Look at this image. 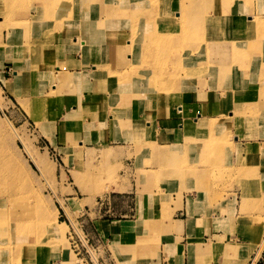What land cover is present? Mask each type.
<instances>
[{
	"label": "crops",
	"instance_id": "0c3cea01",
	"mask_svg": "<svg viewBox=\"0 0 264 264\" xmlns=\"http://www.w3.org/2000/svg\"><path fill=\"white\" fill-rule=\"evenodd\" d=\"M247 3L250 2L243 1L238 8L243 11ZM252 3L256 11L263 9L264 0ZM37 15L35 12V17H31L34 26L40 28L34 39L48 36L47 46L38 47L39 60L35 61L39 72L23 61L6 58L10 54L6 48L0 53L13 64L7 68L12 71V78L7 79L5 71H0V89L20 103L46 100V108L40 115L41 130L50 146L64 154L68 162H72L73 155L84 158L90 149L112 148L119 153L117 162L123 167L120 175L126 178L117 183L124 190L113 185L108 195L97 200V206L86 208L81 216L92 223L93 239L99 249L98 264H256L264 251L258 257L261 239L246 232L253 230L252 222L239 213L243 199H264L263 63L257 58L249 65L228 61L232 68L228 81L219 82L218 77L206 75L193 82L192 89L179 83L177 94H185L184 103L176 96L165 101L158 91L146 92L143 68L135 74L131 92H126L123 99H115L116 112H97V103L87 105L90 96L97 92V84L127 70L107 33L96 30V42L91 48L89 40L82 38L90 35L92 24L98 26V19L104 16L96 13L69 23L47 19L46 28H42L43 21ZM233 15L226 16L232 26ZM70 27H78L79 31ZM8 34V31L2 34V43H8ZM12 49L23 48L19 45ZM42 61L54 65L50 67ZM49 70L56 76L64 74L66 86L47 81L40 84L39 75ZM52 88L59 89L53 93ZM173 92L176 94V88ZM104 95L112 97L109 92ZM179 105L183 113L178 111ZM238 107L244 113L238 116L241 118L238 122L245 125L242 130L235 120ZM227 119L232 122L226 123ZM227 126L233 129V145L212 143V138L226 136ZM256 141L260 142L258 146ZM247 142L257 149V159L244 152ZM162 150L180 155L186 163L179 176L173 177L168 164L155 158ZM77 163L78 167L83 165ZM229 170L235 171L234 189L228 191L217 208H209L207 182L214 181L213 174ZM69 240L67 236L69 249L77 258ZM257 241L259 244H255ZM64 242L66 239L47 244L41 251L35 245L14 248L0 264H90L86 257L69 258Z\"/></svg>",
	"mask_w": 264,
	"mask_h": 264
},
{
	"label": "rangeland",
	"instance_id": "374dc122",
	"mask_svg": "<svg viewBox=\"0 0 264 264\" xmlns=\"http://www.w3.org/2000/svg\"><path fill=\"white\" fill-rule=\"evenodd\" d=\"M243 1L250 3L245 4L242 11V8L238 7H242ZM252 1L198 0V6L194 7L198 12L188 13L192 9L190 0H67L68 13L73 14L70 21L76 22L78 17H93L96 13L104 16L98 19L97 27L92 24L89 29L90 35L87 36L90 44L88 47L91 48L92 43L96 42L97 31L107 33V36L112 37V47L128 70L121 74H113L112 79L118 83L115 91L108 87L110 85L108 81L112 80H106L108 91L105 92H109L114 101L112 97L105 98V95L98 97V92H96L90 96L87 105L99 103L97 112L100 110L116 112L118 105L115 99H123L126 97V92H131L130 89L135 87L134 76L137 72L139 74L143 68L145 69L144 80L148 85L147 87L144 83L146 92L158 91L161 99L165 101L176 96L181 98L183 103L185 94H177L180 91L177 85L184 83L192 89L193 82L206 75L214 79L218 77L219 82L230 80L232 68L225 62L227 59L234 65H249L251 60L256 61L257 58L263 63L261 77L264 78V6L258 12L253 8ZM97 3H99L98 8L94 9ZM4 5L10 9L6 16L0 14V18L5 21V25L0 24V52H4L7 48L10 54L5 55L6 58L15 60L16 54L12 47L19 46V36L23 44L27 45L26 47L29 46L37 52L40 45L42 48L47 46L48 36H44L42 40L34 39V33L40 30L34 26V19L31 18L35 17L33 16L35 12L43 21L41 27L46 28L47 25L43 18L44 14L38 12L39 6H43L40 1L7 0ZM62 6V4L53 5L55 8ZM49 8V6L45 7L46 11ZM185 10L187 13L184 12ZM12 11H14L13 16ZM238 12H241V15ZM232 13L234 15L231 20L234 26L230 25L231 21L226 20V16ZM235 16H238L237 19L234 18ZM130 18L132 21L138 19L132 26L133 30L130 28ZM6 25L13 29L10 30L5 27ZM70 29L79 31L78 27H70ZM6 31L9 33L8 42L10 37L12 39L10 44L2 43V34ZM133 35L141 37L140 40L134 42ZM244 36L247 39L242 38ZM82 42L85 43V41ZM81 45L84 46L82 43ZM16 52L21 53V51ZM139 52L145 55L141 66L137 64ZM129 53L133 54L132 58L127 57ZM259 53L261 55L258 56ZM3 57L1 55L0 59ZM43 63H48L50 67L54 65L46 61ZM9 67H13L12 62L3 59L0 63V71H5L7 79L12 78V71L7 70ZM100 72L98 74H101ZM51 80L46 76L40 84L46 81L52 83ZM56 82L61 85L62 80L57 78ZM1 86L3 87L2 83ZM174 88H176V94L173 92ZM0 92L3 99L0 106L1 263L14 248L20 249L35 245L38 251H41L45 245L58 242L51 239V230L54 228L47 230L43 228L45 220L42 214L46 212L50 218L56 215L58 223H64L61 229L65 233L66 242L63 246L69 258L70 256L74 259L86 257L90 264H98L99 249L96 240L93 239L92 223L89 218L81 216L86 208L93 209L97 206V200L108 195L113 185L118 188L117 182L126 178L120 175L123 167L117 162L119 153L112 148L102 151L90 149L84 157V163H82L83 156L76 155H73L71 163L68 162L64 154L50 146V141L41 130L42 117L40 115H43L46 108V100H36L40 102L39 105H43L37 113L40 118L37 122L32 118L34 112L30 102L21 101L20 103L5 89L3 92L0 89ZM193 92L199 95L198 92ZM239 107L235 120L237 128L242 130L245 125L238 122L241 120L238 116L241 117L244 113L239 112ZM178 108H180L179 112H184L181 105ZM225 122L231 123L232 121L227 119ZM248 125L247 122V127ZM232 135L233 129L227 126L226 136L221 139L212 138L211 142L232 146ZM248 143L244 152L248 157L257 159L255 158L257 149L252 146L249 148ZM26 148L40 159L39 165L34 162ZM157 157L161 158V163L168 164L167 169L173 177L179 176L184 171L186 163L182 161L180 155L163 151L155 158ZM77 162L83 165L78 167ZM240 171L243 170L240 169ZM139 174L140 172H138V177ZM213 176H215L212 177L214 181L207 182L210 188H208L210 191H208V196L211 197L208 199L209 208L213 206L217 208L224 196L229 193L228 191L234 189L235 171L219 172L218 175L213 174ZM118 190L122 191L124 188L120 187ZM240 205L239 216L246 217L252 222L253 230L251 232L246 230V232L255 234L257 238L260 237L261 246L264 240V199H243ZM67 236L77 258L69 249ZM150 242L155 243L156 240ZM255 244H259V241ZM263 250L264 248L259 250L258 257ZM16 259L17 255L13 263H16ZM256 264H264V251Z\"/></svg>",
	"mask_w": 264,
	"mask_h": 264
},
{
	"label": "bare ground",
	"instance_id": "6f19581e",
	"mask_svg": "<svg viewBox=\"0 0 264 264\" xmlns=\"http://www.w3.org/2000/svg\"><path fill=\"white\" fill-rule=\"evenodd\" d=\"M6 1L7 0H0V6H2V7H0V14H2V15H5L6 16V14H8V11L10 10L9 8H8V6H6V5H4L5 3H6ZM38 1H40L42 4H43V6H41L40 7V10H38V12H41L42 14H44V17L43 18H45V20H47V19H51V20H55V21H67V20H69L70 21V18L73 16V14L71 13H68V10H67V0H38ZM191 1V7H192V9L188 12V13H191V12H194V13H197L198 12V10H196V9H194V7H196V6H198V3H197V1L198 0H190ZM211 1H213V0H211ZM2 4V5H1ZM55 4H58V5H63L62 7H58V8H55V7H53V5H55ZM47 6H49L50 8H49V10L48 11H46V9H45V7H47ZM42 9H45V10H42ZM13 12V14H12V16L14 15V11H12ZM184 12H186V10L184 11ZM78 13V12H77ZM76 13V14H77ZM187 13V12H186ZM184 15H187V14H184ZM2 19V18H1ZM29 21V20H28ZM130 28L133 30V28H132V26L134 25V22H137L138 21V19H133V21L131 20V18H130ZM26 22V21H25ZM132 22H133V24H132ZM55 23V22H54ZM60 23H62V22H60ZM2 26L3 25H5V21L2 19L1 20V23H0ZM178 24V23H177ZM0 25V26H1ZM5 27H8L10 30L11 29H13V27H9V25H6ZM1 28V27H0ZM81 33V32H80ZM84 33V32H83ZM82 36H84V35H82ZM19 38H20V40H19V45L20 46H22V50H21V53L20 52H16L15 51V54H16V56H14V59L16 60V61H19V62H21V61H23L28 67H30L31 65H32V69L34 70V71H36V72H39V68L37 67V65H36V59L38 58V52L36 51V50H34L33 48H30L29 46L28 47H26L27 45H25V44H23V41H22V39H21V36H19ZM85 38H87V39H89V37L87 36V37H85ZM140 38L141 37H138V36H136V35H133L132 36V40L135 42V41H138V40H140ZM9 44L10 43H12V39H11V37L9 38V42H8ZM115 43H116V45L118 46V44H117V41H115ZM119 47V46H118ZM126 50H128V49H126ZM141 54V55H140ZM139 60H138V62H137V64H139L140 66L144 63V58H145V55H144V53L143 52H139ZM41 57H43L42 55H41ZM41 59V58H40ZM39 59H37V61H38ZM148 61V60H147ZM225 62H228V59L227 60H225ZM22 63V62H21ZM136 64V65H137ZM57 68H59V67H57ZM143 68V67H142ZM101 69V68H100ZM55 71V70H54ZM54 71H50V72H46V74H43V78H42V74L41 75H39L40 76V78L41 79H44V78H46V76L47 77H49L50 79H52L51 81H52V83H54V82H56V79L57 78H59V79H61L62 80V83H61V85L63 86V85H65L66 86V84L67 83H65V80L66 79H64L63 77H64V74H62V73H60L58 76H56V74H55V72ZM38 74V73H37ZM68 76V75H67ZM113 78V77H112ZM115 79H116V77H115ZM109 80V79H108ZM111 82V83H110ZM108 83L110 84L109 86H108ZM108 83H106V80L105 81H103V82H100V84H99V86L97 87V89H98V97H102L103 95H104V92L105 91H108L107 90V86L110 88V89H112V90H116V88L118 87L117 85H118V83L117 82H115V80H113L112 79V81H108ZM52 87V86H51ZM53 89V88H52ZM59 89V88H58ZM58 89H53L54 91H53V93H55ZM51 92V91H50ZM2 95H1V92H0V106L2 105ZM31 103V107H32V109H33V112H34V116L32 117V118H34L35 119V121H37V122H39L40 120V118H39V116H38V112H40V110H41V108H42V106L43 105H39V101H34V102H30ZM97 104H99V103H97ZM33 114V113H32ZM256 144H260V142H258V141H256L255 142ZM255 144V145H256ZM250 146H252L251 145V143H248V147L250 148ZM27 149V148H26ZM27 150H29V149H27ZM249 151H251V150H249ZM248 151V152H249ZM29 154H30V156L33 158V160H34V162L37 164V165H39V162H40V159L39 158H37L30 150H29V152H28ZM107 189V188H106ZM42 218L45 220L44 222V224H43V228H44V230H47V229H49V228H54L53 230H51L52 231V233H51V239H55V240H57V241H59L60 242V239H62V240H64L65 238H66V236H65V233H64V231L62 232V227L64 226V223H58L56 220V215H55V217L54 218H50V216L46 213V212H44L43 214H42ZM264 248V240H263V242L261 243V246H260V249L262 250Z\"/></svg>",
	"mask_w": 264,
	"mask_h": 264
}]
</instances>
